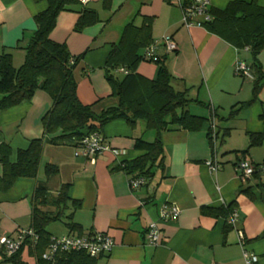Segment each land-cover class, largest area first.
Returning a JSON list of instances; mask_svg holds the SVG:
<instances>
[{
    "label": "crops",
    "instance_id": "obj_1",
    "mask_svg": "<svg viewBox=\"0 0 264 264\" xmlns=\"http://www.w3.org/2000/svg\"><path fill=\"white\" fill-rule=\"evenodd\" d=\"M229 1L232 0H210V4L223 8ZM257 2L264 6V0ZM46 6L47 0H0V54H11L15 67L25 59V46L36 29L34 16ZM85 7L97 12V23L75 32L78 13L63 11L50 33L52 40L67 45L71 55H82L74 70L82 103H95L110 92L103 66L111 44L119 41L124 26L132 20L139 26L151 17L152 39L168 35L176 43V49L170 52L162 45L157 49L158 56L166 57L174 77L172 83L177 89L188 88L190 98L206 105H194L206 121L198 131L178 127L161 132L164 166L155 168L153 177L136 189L130 188L131 175L119 164L142 153L134 149L135 138L154 140V131H144V124L137 123L130 129L121 120L109 123L102 135L111 147L126 153L119 157L103 153L94 164L73 156L72 147L46 142L37 177L18 178L9 189L0 190V237H15L31 226L33 195L39 184L54 196L61 184L67 183L69 197L78 200L80 206L73 208L69 201L58 221L65 229L53 231L52 222L47 231L53 237L70 233L108 234L113 240L112 249L99 255L96 264H245L243 249L258 257L255 264H264V237H258L264 232V187L258 185L260 180L264 181V175L242 177L236 171V163L242 159L256 164L264 162V86L247 103L253 97V77L236 71L238 62L250 66L249 50L237 48L204 25L182 26L181 11L172 0H89ZM161 17L159 30L156 25ZM258 59L264 67V50ZM141 61L136 71L154 78L157 65ZM51 104V97L37 89L29 101L0 110V144L10 146V161H15L16 151L26 148L32 139L44 138L41 119ZM213 126L218 132L215 149L207 134ZM251 134H257L259 139L249 147ZM47 162L58 166L54 176L46 177ZM215 164L217 168L213 169ZM166 203L175 204L179 215L160 223V242L148 244V225L158 220ZM231 203L235 207L227 217L211 210ZM42 209L56 210L51 206ZM233 214L235 221L229 224ZM68 215L79 230L71 231L66 226ZM240 234L244 237L243 248ZM5 259L0 251V264H13ZM20 259L36 264L35 254L27 244L20 251Z\"/></svg>",
    "mask_w": 264,
    "mask_h": 264
},
{
    "label": "trees",
    "instance_id": "obj_2",
    "mask_svg": "<svg viewBox=\"0 0 264 264\" xmlns=\"http://www.w3.org/2000/svg\"><path fill=\"white\" fill-rule=\"evenodd\" d=\"M74 5L81 6L74 9ZM85 5L79 0H47L46 8L34 16L36 29L25 46L23 63L15 67L11 54H0V110L29 101L37 89L45 91L52 100L51 107L41 119L44 138L32 139L26 148L18 149L15 161H10V146L7 143L0 144L1 191L9 189L18 178L37 177L46 142L73 147L84 135L102 132L103 126L114 119H124L132 127L141 120L146 131H154L153 141L135 138L134 149L142 153L119 164L128 175L142 176L147 182L153 177L155 168L164 166L160 133L178 127L198 131L206 121L205 116L193 114L189 110L191 103L206 105L190 98L188 88L175 87L165 56L157 55L155 59L147 60L157 65L154 78H147L136 71L139 62L144 60V49L155 41L151 36V17L143 20L139 26L133 20L128 22L119 41L112 43L108 51L103 66L104 78L110 87V96L115 98L116 103L100 111L94 109L95 103H82L77 95V80L74 75L82 55H71L67 45L52 40L50 33L56 25L58 15L63 11L78 13L73 26L75 32L97 23V12ZM209 12L211 18L203 23L208 31L237 48H246L251 54L253 97L247 102L250 103L264 86V67L258 59V55L264 50V6L257 0H232L223 8L210 7ZM141 50L143 51L140 52ZM121 67L127 73L118 71ZM236 111L237 109L232 110V115ZM210 131L209 129L207 134L211 143ZM226 132L227 130L221 135V140L225 138ZM258 139L257 134H251L249 147L257 144ZM57 172V165L50 162L44 165L46 177ZM253 177H259V173H255ZM258 185L264 187V181L260 180ZM67 189V183L61 184L58 193L50 196L42 184L35 188L29 228L37 235V239L32 242L27 237L17 252L10 256L5 254L6 261L27 264L20 259V251L27 244L35 254L36 264H96L98 256H90L83 251L58 252L53 260L42 258L52 237L47 226L61 220L63 207L69 201L73 208L80 206L78 200L69 197ZM45 206L55 207L56 210H43ZM234 207V203H231L211 210L227 217ZM70 217L71 215L67 216L69 221L65 222L66 226L71 231L79 230V225L72 222ZM258 237H264V232Z\"/></svg>",
    "mask_w": 264,
    "mask_h": 264
},
{
    "label": "built area",
    "instance_id": "obj_3",
    "mask_svg": "<svg viewBox=\"0 0 264 264\" xmlns=\"http://www.w3.org/2000/svg\"><path fill=\"white\" fill-rule=\"evenodd\" d=\"M80 3L86 4L89 0H79ZM176 4L180 7L182 13V24L186 28L192 26H203L205 21H209L211 14L209 9L211 7L210 0H175ZM159 45H162L166 51L170 52L176 49V43L171 36H164L162 44L155 40L152 44L148 45L143 52L144 61L155 59L157 57V49ZM118 71L127 73V70L123 67ZM236 71L244 77L252 78V69L244 62H238L236 65ZM214 126L210 131L211 143L214 145L217 139V134ZM73 148V156L80 157L86 161L94 164L99 155L110 152L115 157L122 156L126 153L123 149H117L111 147L106 141L101 132H93L84 135ZM213 169L217 168V164L213 165ZM236 171L242 177H253L255 173L264 175V162L254 163L249 159H242L236 163ZM146 183V179L142 176H131L129 178V186L131 189L141 187ZM179 208L172 203L163 204L159 212V218L157 221H152L146 231V241L148 244L156 245L161 240L160 223L169 222L175 219L179 215ZM236 214L232 215V218L228 220L229 224H233ZM29 238L32 242L36 241L37 235L31 228L23 229L18 234L13 236L0 237V251L7 256L17 252L26 238ZM240 245L244 246L243 234L239 237ZM113 246L112 238L103 232H93L90 234L70 233L61 237H51L49 245L42 253V258L46 260H53L58 252L64 251H83L90 256H99L108 253ZM243 258L245 264H255L258 261V257L255 254L249 253L246 249H243Z\"/></svg>",
    "mask_w": 264,
    "mask_h": 264
},
{
    "label": "rangeland",
    "instance_id": "obj_4",
    "mask_svg": "<svg viewBox=\"0 0 264 264\" xmlns=\"http://www.w3.org/2000/svg\"><path fill=\"white\" fill-rule=\"evenodd\" d=\"M172 2L175 4V6H177L179 9H180V7L176 4V2H175V0H172ZM180 11H181V9H180ZM182 14V13H181ZM161 24H162V17L159 19V21H158V24L156 25V29H161ZM182 26H184L183 24H182ZM165 35H163V36H161L160 38H157V40L160 42V44H162V39H163V37H164ZM162 38V39H161ZM143 61V60H142ZM141 61V62H142ZM248 61L250 62L251 61V58H249L248 59ZM150 64H155L154 62H151ZM81 66H78V69H79V71H78V73L81 71ZM81 77H84V76H81ZM193 98V97H192ZM194 99V98H193ZM116 103V100H115V98H113V97H111L110 96V92L106 95V97H102V98H100V99H98V101H96L95 102V110L96 111H100L101 110V108H100V104H104V108H106V107H108V106H110V105H113V104H115ZM194 105H196V104H193V103H191V105L189 106V110L193 113V114H199V113H197L196 112V109H197V106H194ZM115 120H121V121H124V123L126 124V125H128V127L130 128V129H133L134 127H132V126H130L124 119H114V120H111V121H109V122H107L104 126H103V129L107 126V125H109V123H111V122H113V121H115ZM137 123H141L142 125L144 124L143 123V121H141V120H138V122H136V125H137ZM144 129V131H146L145 130V127L143 128ZM68 148H70V146H67ZM45 160H47V158L45 159ZM46 162V161H45ZM55 175V174H54ZM53 175V176H54ZM58 178V176H56V178L55 179H57ZM148 182V181H147ZM51 227V229L53 230V231H56V232H59V231H63L64 229H65V226L61 223V222H54L53 223V225H51L50 226Z\"/></svg>",
    "mask_w": 264,
    "mask_h": 264
},
{
    "label": "water",
    "instance_id": "obj_5",
    "mask_svg": "<svg viewBox=\"0 0 264 264\" xmlns=\"http://www.w3.org/2000/svg\"><path fill=\"white\" fill-rule=\"evenodd\" d=\"M217 134V133H216Z\"/></svg>",
    "mask_w": 264,
    "mask_h": 264
}]
</instances>
